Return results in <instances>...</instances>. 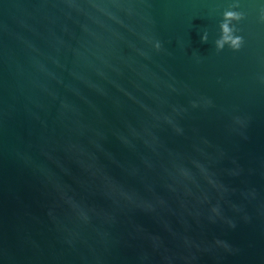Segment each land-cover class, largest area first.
Returning <instances> with one entry per match:
<instances>
[{
  "label": "water",
  "instance_id": "1",
  "mask_svg": "<svg viewBox=\"0 0 264 264\" xmlns=\"http://www.w3.org/2000/svg\"><path fill=\"white\" fill-rule=\"evenodd\" d=\"M0 264H264V0H0Z\"/></svg>",
  "mask_w": 264,
  "mask_h": 264
}]
</instances>
